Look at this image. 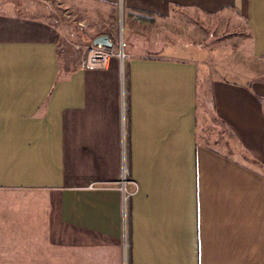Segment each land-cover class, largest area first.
I'll use <instances>...</instances> for the list:
<instances>
[{
  "label": "crops",
  "instance_id": "obj_1",
  "mask_svg": "<svg viewBox=\"0 0 264 264\" xmlns=\"http://www.w3.org/2000/svg\"><path fill=\"white\" fill-rule=\"evenodd\" d=\"M38 1L0 0V198L41 202L42 238L0 227V264H264V68L242 82L211 49L129 45L123 86L115 59L65 63ZM51 1L80 44L119 9L130 36L177 9L233 11L264 62V0Z\"/></svg>",
  "mask_w": 264,
  "mask_h": 264
},
{
  "label": "rangeland",
  "instance_id": "obj_2",
  "mask_svg": "<svg viewBox=\"0 0 264 264\" xmlns=\"http://www.w3.org/2000/svg\"><path fill=\"white\" fill-rule=\"evenodd\" d=\"M44 1L45 3L42 1L40 3V1H38V4H43L45 6L47 12L51 15V20L58 25L55 27L58 29V41L56 44L58 53L64 57L65 63L67 59L69 60L67 61L68 65L70 62H76L79 65L82 52L79 49L73 48L72 44H80L81 40H76V38L72 39L70 37L71 33L68 35L67 28L57 22L58 19L62 18V16L66 15L67 13L64 14V11L59 10L51 0ZM47 4H49V6ZM49 7L51 8L50 11L48 10ZM120 13L121 10L119 9V12L111 16L113 17V20L109 21V24L101 23L100 26L101 30L114 35H109L110 39L113 41L116 47L119 46L121 49L124 46V50H127L129 45H134L136 49L139 48V50H144L148 49L147 47H154L157 45L156 49L162 48L163 50L161 54L172 53L179 56H184V53H186L185 49H187V47H194L198 53H204L207 52L208 49H211L214 51V58L212 60L219 62L220 65L217 66L226 70H224L225 74H223V76L228 79L229 77L232 79H240L242 82H246L249 76L252 78H256L258 76V74H254L251 68L255 70L256 68H264V62H260L251 56L247 30L243 26V21L240 20L233 11L223 13L221 12L216 15L206 16L198 11H186L180 9L174 10L170 16L164 19V21L160 22V24H157L158 34L155 36L159 35V37L149 36L147 33L143 32L134 33L131 36L128 35L126 23L127 18L124 17L123 24ZM67 15L70 21H73L70 18V14ZM62 21L64 20L62 19L61 22ZM71 27L74 29L73 26ZM84 30L85 28L78 26L76 27V32H78L79 36L83 37ZM66 32L67 34H65ZM115 36L117 37L115 38ZM130 37L131 42L128 44L127 39ZM85 38L87 39V35ZM162 39L165 40V45L163 43L159 45V42H162ZM124 54L126 53L124 52ZM229 68H232V71H234L236 68L237 70L235 71L243 72V74H240V76H235L234 74L227 72ZM119 74L123 84L125 80L124 62L121 69L119 70ZM257 170V172H261L259 168ZM126 172L127 169L125 167L124 176L127 179ZM119 175H121V173H119ZM10 200L11 199L9 195L5 196L4 198H0V227H20V229L25 227H33L36 229L37 234L34 233L30 235L27 233H22L18 235H10V229H7L6 235H2L3 240L8 239V242L9 240H17L12 239V237H17L19 240H26L34 235H37L41 242L42 234L39 232L41 227L38 226L41 223V202H35L34 204L29 202V204L24 203V205L20 203V207H12V202ZM33 217L35 218L33 221H31L30 219H33Z\"/></svg>",
  "mask_w": 264,
  "mask_h": 264
},
{
  "label": "built area",
  "instance_id": "obj_3",
  "mask_svg": "<svg viewBox=\"0 0 264 264\" xmlns=\"http://www.w3.org/2000/svg\"><path fill=\"white\" fill-rule=\"evenodd\" d=\"M108 41L110 42L109 45L92 43L72 44L73 48L79 49L82 52V56L79 61V66L83 69L88 70H105L108 67L110 60L115 59L118 63L119 68L121 69L124 60L127 58V55L124 54L123 50L119 48V46L116 47V45H114L110 37H108ZM124 170L125 167L122 166L120 171L121 175L118 180L120 186L119 188L121 191L122 210H124L127 198L131 195V193L125 192L123 188V185L128 182V180L124 176ZM89 186L91 187V185Z\"/></svg>",
  "mask_w": 264,
  "mask_h": 264
},
{
  "label": "water",
  "instance_id": "obj_4",
  "mask_svg": "<svg viewBox=\"0 0 264 264\" xmlns=\"http://www.w3.org/2000/svg\"><path fill=\"white\" fill-rule=\"evenodd\" d=\"M92 44H101V45H109L110 42L108 41V35L107 34H100L91 40Z\"/></svg>",
  "mask_w": 264,
  "mask_h": 264
}]
</instances>
